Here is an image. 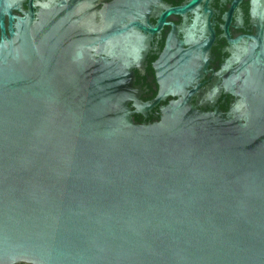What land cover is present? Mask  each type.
<instances>
[{
	"label": "water",
	"instance_id": "water-1",
	"mask_svg": "<svg viewBox=\"0 0 264 264\" xmlns=\"http://www.w3.org/2000/svg\"><path fill=\"white\" fill-rule=\"evenodd\" d=\"M2 3L0 264H264V73L232 78L229 111L201 109L174 40L142 103L140 31L161 19L126 0L101 27L7 9V31ZM168 96L160 120H135Z\"/></svg>",
	"mask_w": 264,
	"mask_h": 264
},
{
	"label": "flooded vegetation",
	"instance_id": "flooded-vegetation-1",
	"mask_svg": "<svg viewBox=\"0 0 264 264\" xmlns=\"http://www.w3.org/2000/svg\"><path fill=\"white\" fill-rule=\"evenodd\" d=\"M124 0H3L4 24L7 31L11 24L10 15L19 17L32 11L36 22L46 19L52 25H62L71 20L72 12L89 13L95 27L105 22L104 13L109 5ZM126 12L138 11L148 18L147 27L159 29L141 30L144 60L136 64L135 85L140 87L139 100L142 103L153 102L159 92L155 62L165 51L168 42L178 40L185 49H192L189 55L179 53L171 57L174 60H186L196 80L192 102L201 109H219L224 112L239 100L232 92L231 82L238 73L243 85L247 77L264 73V0H126ZM120 11L119 9L117 12ZM134 17H129V22ZM143 21V20H142ZM92 22V23H93ZM2 35L0 27V38ZM105 46L99 47V52ZM104 53V52H103ZM260 64L256 65L255 61ZM261 68V71H258ZM259 72V73H258ZM168 96L151 109L135 112L139 123L155 122L161 119V107L172 99ZM138 110L135 101L131 103ZM16 264H32L19 262Z\"/></svg>",
	"mask_w": 264,
	"mask_h": 264
}]
</instances>
